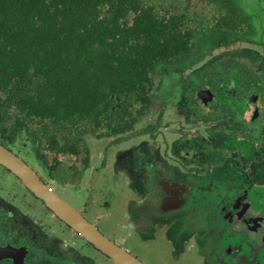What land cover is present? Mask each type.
Segmentation results:
<instances>
[{
  "label": "flooded vegetation",
  "instance_id": "flooded-vegetation-1",
  "mask_svg": "<svg viewBox=\"0 0 264 264\" xmlns=\"http://www.w3.org/2000/svg\"><path fill=\"white\" fill-rule=\"evenodd\" d=\"M142 1L180 20L144 100L121 107L110 95L83 116L50 115L0 92V146L41 186L0 157V264H124L56 201L142 264L183 261V230L204 241L240 232L219 250L234 264L259 244L248 233L264 243V13L240 0ZM139 230H159L161 248Z\"/></svg>",
  "mask_w": 264,
  "mask_h": 264
},
{
  "label": "trees",
  "instance_id": "trees-1",
  "mask_svg": "<svg viewBox=\"0 0 264 264\" xmlns=\"http://www.w3.org/2000/svg\"><path fill=\"white\" fill-rule=\"evenodd\" d=\"M162 12L142 0H0V92L50 115L144 100L149 71L173 59L156 56L176 53L180 20Z\"/></svg>",
  "mask_w": 264,
  "mask_h": 264
},
{
  "label": "rangeland",
  "instance_id": "rangeland-1",
  "mask_svg": "<svg viewBox=\"0 0 264 264\" xmlns=\"http://www.w3.org/2000/svg\"><path fill=\"white\" fill-rule=\"evenodd\" d=\"M149 1H157V0H149ZM245 7H249L251 9V12H258V13H264V0H240ZM167 3L172 4L176 7H183V3L181 0H167ZM180 93V92H179ZM171 94V92H169ZM180 94L171 95L169 103L171 105L179 106L181 99L179 97ZM177 115L174 114L171 120L176 119ZM125 196H127L131 201H134L129 197L128 193H125ZM261 197H264L261 196ZM143 211H145V208H142ZM150 212V208L148 210V213ZM129 214L130 211L128 208L123 209V216L126 217V221H129ZM128 222L121 223L122 227H124ZM225 227H228V224L225 225ZM122 233H128L130 230H120ZM140 232L144 233V235L148 236V240L155 241L156 244H158L161 248L160 243V234L158 233L159 230H139ZM158 231V232H157ZM167 231V230H162ZM173 231V230H172ZM210 231H212L213 236L217 239L212 240H203L202 236L200 238L195 237L194 230H183V233H186V237H183V261H181L179 264H234L231 260V257L228 255H224V252L219 253V250L224 248V246L232 243H236L238 239H240L238 236H240V232L237 236L235 234L236 231L232 230H209L208 234L211 235ZM175 232L170 233L171 238L173 242H177V237L174 236ZM247 234V231L245 232ZM251 239L257 241L255 244V247L252 248L249 251H244L246 254H248V257L246 258V264H264V259L261 260V258H264V243L259 242V238H255L252 234L249 235ZM236 237V238H235ZM143 235L140 234V238H137L138 243L142 244L144 243L142 241ZM264 239V237L262 236ZM261 238V239H262ZM203 240V241H202ZM264 240H262L263 242ZM218 250V251H217ZM161 253H166V249L159 250ZM203 252V253H202ZM218 252V253H217ZM205 255V256H204ZM257 255L258 257L255 258ZM260 257V258H259Z\"/></svg>",
  "mask_w": 264,
  "mask_h": 264
},
{
  "label": "water",
  "instance_id": "water-1",
  "mask_svg": "<svg viewBox=\"0 0 264 264\" xmlns=\"http://www.w3.org/2000/svg\"><path fill=\"white\" fill-rule=\"evenodd\" d=\"M0 157L2 159L3 158H7V159L11 160V162H12L11 164H13L19 172L29 173V170L26 167H24L22 163L18 162L17 159L15 160L13 157L11 158L9 155H7L6 151L1 146H0ZM25 179L32 186H34L36 189L39 188V187L41 188L39 182L37 181L36 178H34L32 176V174L29 173V174L25 175ZM32 189L35 190L34 188H32ZM56 203L58 205H60L62 210H63V215L64 216H62V217L68 223H71V221H75L79 225V227L81 229H83V230H79V231L85 237H87V239L92 241L95 245H97L98 247H101L102 249L107 250L109 252V254H112L113 256L118 257V259L122 260V262L124 264H142V263L137 262L136 260H133L128 254L123 252L121 249L116 248L115 246H113V244L110 241H107L103 237L99 236L96 232L92 233L91 230H88L87 225L82 221V219L77 217L76 214H74L72 212L71 208L66 206V204L62 203L61 201L60 202L56 201ZM262 231L264 232V230H262ZM220 251H224L227 254L230 253L229 252L230 249H227V248H222Z\"/></svg>",
  "mask_w": 264,
  "mask_h": 264
}]
</instances>
